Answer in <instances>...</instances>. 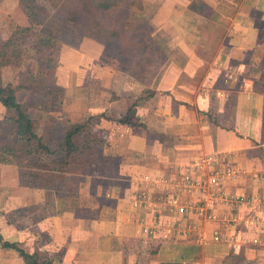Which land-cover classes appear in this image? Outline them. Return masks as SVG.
Instances as JSON below:
<instances>
[{
    "label": "crops",
    "instance_id": "1",
    "mask_svg": "<svg viewBox=\"0 0 264 264\" xmlns=\"http://www.w3.org/2000/svg\"><path fill=\"white\" fill-rule=\"evenodd\" d=\"M142 2L144 9H153L149 12L159 26L154 40H158L161 63L152 81L145 80L140 89L147 97L135 105L139 111L134 109V113L144 124L130 125L138 128H132L135 131L129 146L147 151L150 129H145V123L151 115L147 105L157 100L155 113L166 119L175 117L180 135H188L189 111L195 117L192 125L197 124V128L191 132V140L182 135H176V142L172 137L165 140L163 133L168 136L169 132L162 126L158 134L163 138L161 148L164 144L177 146L176 159L182 161L171 169V163L167 164L170 160L163 157L139 162L143 170L132 173L127 187L113 182L103 194V188L96 186L97 194L92 193L90 199L97 204L88 202L89 195L81 191L78 205L58 196L53 186L28 189L16 178V185L9 184V175L20 173L21 178L23 167L16 161L0 162V232L6 239L23 242L30 251L47 249L61 264H264V223L259 228L244 222L246 204H209L197 193L180 199V203L190 198L197 201L195 213L169 212L170 189L157 182L174 177L182 164L217 154L220 165L227 169L219 189L233 196L264 198V0ZM171 102L178 111L167 115L164 112ZM4 115L0 102V126ZM170 120L159 122L167 126ZM136 133H142L139 142ZM44 171L45 175L57 173ZM65 175L69 178L74 174ZM143 194L149 206L135 204L136 196ZM104 195L110 202L101 205L99 199ZM14 202L32 209L33 215H46L35 216V228L29 230L9 223L4 212ZM173 222L177 224L172 226ZM154 223L158 226L155 234L143 231ZM216 232L219 239H215ZM42 235L48 236L45 245L37 243Z\"/></svg>",
    "mask_w": 264,
    "mask_h": 264
},
{
    "label": "rangeland",
    "instance_id": "2",
    "mask_svg": "<svg viewBox=\"0 0 264 264\" xmlns=\"http://www.w3.org/2000/svg\"><path fill=\"white\" fill-rule=\"evenodd\" d=\"M20 1L29 3L32 0H6L0 4V86L18 87L19 101L31 117L39 120L38 131L53 147L63 140L65 131L71 124L85 122L88 118H90L88 127L97 135L106 137L107 143L103 149H98L99 162L86 170L84 178L74 173L72 176L69 175L71 176L69 178L58 172L54 175H45L46 171L43 169L34 171L25 167L22 169L24 171L21 178L18 173L19 180L16 173L12 174V177L9 175V184L16 185L19 182L28 189L35 187L47 189L53 186L58 196L67 198L75 205L80 203L78 199L81 191L83 193L86 191L85 195H89L88 202L97 204L96 200L90 199L92 193L97 194L96 186L100 189L114 182L123 188L127 187L133 177L132 173L136 175L143 170L139 162H151L163 157L170 160L167 164L171 163L169 166L171 169V166L182 161L176 159L177 146L170 147L164 144L166 146L163 145L161 148L160 142L163 138L158 135L161 126L169 132L168 136L167 133H163L165 140L172 137L176 142V135L180 133L178 134L179 127L175 117L167 116L166 119L155 113L157 100L147 105V112L151 114L146 119L147 124L145 123V129H150L147 132V135H150H146L147 151L141 152L129 146L135 131L132 128H138L130 125H142L144 122L137 118L138 114H128V110L132 108L139 111L135 105L147 97V92L140 89L144 88L145 80L152 81L150 78L154 77L161 63L156 46L158 40L157 42L154 40L159 26L152 20V13L149 12L153 9L138 11L140 17L138 20L125 21L124 16L128 13L127 0L120 2V8L108 13L107 23L120 30L122 37L105 44L87 35L80 39L69 31L62 32L58 37L49 35L47 29L56 31V26L60 25L57 20L63 18L61 15L56 16L52 0H36L44 7L35 9L41 25L22 24L19 16L21 19L23 17L17 11ZM57 22L59 24L56 25ZM144 65L148 67L145 70ZM134 77H139L141 81H129V78ZM130 91H134V94H130ZM140 91L142 93L139 94ZM177 111L175 102H171L164 113L167 112L168 115ZM120 116L130 119L131 123L128 125L119 123ZM169 119L171 120L167 126L159 122ZM194 121L195 117L189 111L190 125L186 128L188 135L181 134L183 138L191 140V132L197 128V124L192 125ZM0 128V145L4 140L16 141L13 124ZM193 133L195 137V132ZM140 134L142 133H136V136ZM136 141H141V138L138 137ZM162 167L166 169L168 166ZM99 200L102 205L101 198ZM32 211L14 202L6 213L4 212V216L9 223L29 230L36 224L35 216L43 218V215H46V213L33 215ZM41 238L42 240L37 243L42 245L48 243L47 235H42ZM43 253H47V249ZM17 254L15 250L7 251L0 248V264L17 262L21 264L23 260L18 258Z\"/></svg>",
    "mask_w": 264,
    "mask_h": 264
},
{
    "label": "trees",
    "instance_id": "3",
    "mask_svg": "<svg viewBox=\"0 0 264 264\" xmlns=\"http://www.w3.org/2000/svg\"><path fill=\"white\" fill-rule=\"evenodd\" d=\"M123 1L125 0H52L56 16L61 15L63 18L60 17V20H57L60 22V25L56 23L57 30L47 29L48 33L58 37L62 32L69 31L70 34L79 38L87 35L105 44L119 40L122 37L121 31L108 25L107 18L108 13L120 8V2ZM127 4L128 13L124 16L125 21L138 20L140 18L138 11L144 10L142 0H127ZM42 7L36 0L29 3L20 1L17 7V11L23 17L21 19L19 16L20 22L27 26L41 25L42 22L37 18L35 9ZM0 102L5 107L3 126L13 124V132L17 137L15 142L2 141L0 162L16 161L23 168L43 169L64 174L74 173L79 174L81 178L86 176V170L90 166H95L99 162L98 149H103L107 140L88 127L90 118L82 123L71 124L66 129L63 140L56 148H52L38 131L39 120L31 117L19 101L18 87L0 86ZM128 114H134V110L129 109ZM118 121L125 124L131 123L130 119L126 118H120ZM102 191L103 194H107V185ZM101 200L102 204L109 203L110 197L104 195L101 196ZM0 248L15 250L25 264H61V260L54 255L44 254L39 249L30 251L23 242L6 239L1 232Z\"/></svg>",
    "mask_w": 264,
    "mask_h": 264
},
{
    "label": "built area",
    "instance_id": "4",
    "mask_svg": "<svg viewBox=\"0 0 264 264\" xmlns=\"http://www.w3.org/2000/svg\"><path fill=\"white\" fill-rule=\"evenodd\" d=\"M219 159L220 156L217 154H207L195 158L189 163L180 165L174 177H162L157 180L158 183L170 189L171 198L169 201L171 206L168 209L169 212L175 210V212H181L183 215L195 213L199 208L197 201L195 202V200L190 198L184 203H180V199L182 195L193 197L199 193L200 200L209 204H215L219 201L230 207H239L242 204H246L248 211L245 214L244 222L247 221L251 225L261 228L260 225L264 223V198L248 197L247 195L233 196L231 193L219 189V183L227 170L220 165ZM135 204L138 206H149V199L146 198L145 194L137 195ZM232 220L236 222L235 216ZM173 224L172 226H175L177 223L173 222ZM157 229L158 226L154 223L153 225H146L144 232L155 234ZM164 236L167 237L168 233ZM219 238L220 233L216 232L215 239ZM254 241H258V239L255 238Z\"/></svg>",
    "mask_w": 264,
    "mask_h": 264
}]
</instances>
